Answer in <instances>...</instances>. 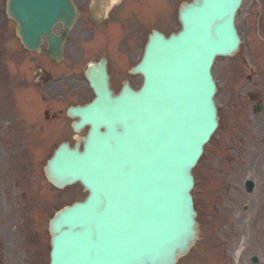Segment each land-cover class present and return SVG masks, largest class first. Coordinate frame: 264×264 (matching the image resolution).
I'll list each match as a JSON object with an SVG mask.
<instances>
[{
    "label": "water",
    "instance_id": "obj_1",
    "mask_svg": "<svg viewBox=\"0 0 264 264\" xmlns=\"http://www.w3.org/2000/svg\"><path fill=\"white\" fill-rule=\"evenodd\" d=\"M240 0H193L179 13L181 30L165 38L154 31L134 68L143 74L137 91L127 83L108 89L105 61L90 65L93 101L70 108L78 127L89 124L70 149L62 144L46 174L58 187L76 180L83 202L60 210L50 227L51 264H172L195 238L188 188L195 164L216 126L209 69L215 55H230L238 37L233 17ZM17 35L28 49L58 59L76 18L70 0H8ZM64 25L55 36L52 26Z\"/></svg>",
    "mask_w": 264,
    "mask_h": 264
},
{
    "label": "rangeland",
    "instance_id": "obj_2",
    "mask_svg": "<svg viewBox=\"0 0 264 264\" xmlns=\"http://www.w3.org/2000/svg\"><path fill=\"white\" fill-rule=\"evenodd\" d=\"M182 1L184 0H153L150 5L140 1L138 8L135 3L128 5L131 15L126 13V18H122L124 22L119 26L121 49L118 60H112L111 56L109 62L115 88L124 78L131 80L135 87L139 86L140 76H128L126 68L139 58L146 35L152 28H160L166 32L178 29L176 9ZM250 3L252 1L247 0L237 15V25L243 39L238 53L232 57H219L213 66L218 88L215 101L220 122L195 170L197 183L203 189L202 194L197 196L195 192L194 195L202 211V230L200 239L190 253L176 264H196L200 260L205 264H237L233 251L238 243L234 240L238 242L240 238L245 240L244 245L247 242L250 244L245 245V251L251 250L242 253L239 263L242 264L243 259L250 264L247 257L254 253L260 256V264H264V245L257 232H254L259 229L261 235L264 233V207L260 208V197H264V109L260 114L252 113V103L248 98L250 90L258 89L264 97V54L256 53L251 62L248 61L250 63L243 61L248 45L244 21L250 18L251 26V18L258 17L253 3V10L246 9ZM4 4L5 0H0V120L13 117L14 121L17 119L22 123H15L10 131L11 135L0 139V149L4 148L0 150V264H20L19 256L15 255L19 254V250L15 253L14 246L19 248L18 243L30 241L36 244L38 235L41 236L40 241L48 245L47 223L55 210L84 197L85 192L77 183L63 189L53 188L46 180L42 167L52 148L60 140L59 137L72 140L73 135L64 110L69 104L86 99L74 91L91 96L90 91L84 89L85 82L75 80L74 87H70L69 82L59 86L53 79L58 71L65 68H69L71 74L76 73L75 77H82L85 64L90 59L75 56L70 66L62 63L54 69V64L45 56H35L24 51L14 35L12 21L4 14ZM260 15L259 19L264 21V15ZM261 29L264 31L263 22ZM252 45L259 46L264 51V47H260L257 42L253 41ZM22 54L24 57H21ZM5 61H8L11 70L9 79L3 78L6 72ZM252 68H255L256 73L253 81L248 82L247 76L252 73ZM33 105L35 109L29 111L30 116L28 110ZM22 125L23 128L20 127ZM58 126L67 127L64 135L56 134ZM19 136L21 139H18ZM26 136L28 140H24ZM11 138H14L13 142ZM20 145L24 147L21 150ZM18 152L20 164L17 160ZM226 156L228 162L225 160ZM253 157L255 167L252 166ZM213 164L216 168L221 167L219 178H214L211 173ZM224 172H227L226 177L223 176ZM245 176L255 179L256 189L245 200L253 201L256 207L249 206V211L243 213L240 209L243 200L238 201L237 195L233 194V209L220 212L217 216V221L223 222L226 214V223L229 225L221 230L215 228L212 204L219 198V194H223L225 187L229 188L230 181L234 186L232 193L236 189L241 191V181ZM261 213L263 218L258 228ZM30 236L35 238L31 240ZM3 244L6 246L3 247ZM38 247L37 257H46L47 247L44 253L40 250L44 249L43 245L40 249Z\"/></svg>",
    "mask_w": 264,
    "mask_h": 264
},
{
    "label": "flooded vegetation",
    "instance_id": "obj_3",
    "mask_svg": "<svg viewBox=\"0 0 264 264\" xmlns=\"http://www.w3.org/2000/svg\"><path fill=\"white\" fill-rule=\"evenodd\" d=\"M89 1V0H88ZM88 1L86 2V4L88 3ZM79 9H80V7L81 8H83L85 5H84V3L83 2H80L79 4ZM81 10V9H80ZM82 11V10H81ZM82 14V13H81ZM88 16H89V10H88ZM81 24V25H80ZM87 24H88V22H86L85 20H80L79 21V23H78V25H77V27L75 28V37H80V36H83L86 32H87V29H86V27H87ZM88 32H92V30H89L88 29Z\"/></svg>",
    "mask_w": 264,
    "mask_h": 264
},
{
    "label": "bare ground",
    "instance_id": "obj_4",
    "mask_svg": "<svg viewBox=\"0 0 264 264\" xmlns=\"http://www.w3.org/2000/svg\"><path fill=\"white\" fill-rule=\"evenodd\" d=\"M241 248H242V243L240 244L239 247H236L233 251L235 257L237 258V260H239V258L241 257ZM239 264V261H238Z\"/></svg>",
    "mask_w": 264,
    "mask_h": 264
}]
</instances>
